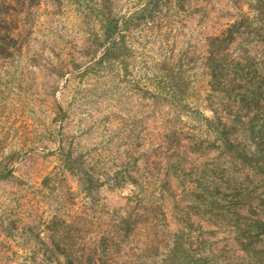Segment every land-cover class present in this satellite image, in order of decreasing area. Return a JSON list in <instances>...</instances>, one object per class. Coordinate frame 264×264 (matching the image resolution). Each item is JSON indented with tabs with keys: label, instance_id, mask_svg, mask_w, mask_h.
Here are the masks:
<instances>
[{
	"label": "rangeland",
	"instance_id": "1",
	"mask_svg": "<svg viewBox=\"0 0 264 264\" xmlns=\"http://www.w3.org/2000/svg\"><path fill=\"white\" fill-rule=\"evenodd\" d=\"M174 250L264 264V0H0V264Z\"/></svg>",
	"mask_w": 264,
	"mask_h": 264
},
{
	"label": "trees",
	"instance_id": "2",
	"mask_svg": "<svg viewBox=\"0 0 264 264\" xmlns=\"http://www.w3.org/2000/svg\"><path fill=\"white\" fill-rule=\"evenodd\" d=\"M120 29H122L121 26H120ZM120 29H119V26L117 24H115L114 26L112 25L108 28L107 31H108V37H110V40H112L116 35L122 34V32L121 33L118 32V31H120ZM119 41H120V39H119ZM115 43H116V40H114L113 44H115ZM174 252H175V250L172 253H174ZM185 256L186 257L183 260H180V259L176 260L177 257H175V253H174L173 258L171 259V264L172 263L173 264H201L200 260H198L197 258H194L193 256L188 255L187 252H185Z\"/></svg>",
	"mask_w": 264,
	"mask_h": 264
}]
</instances>
